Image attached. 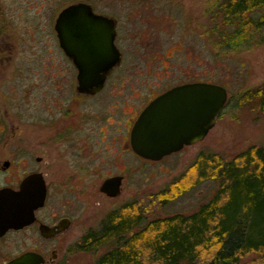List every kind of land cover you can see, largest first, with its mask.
<instances>
[{"label": "flooded vegetation", "instance_id": "1", "mask_svg": "<svg viewBox=\"0 0 264 264\" xmlns=\"http://www.w3.org/2000/svg\"><path fill=\"white\" fill-rule=\"evenodd\" d=\"M140 3L0 0V264L68 260L75 225L68 195L82 192L72 182L121 177L123 190L134 159L157 163L133 149L142 112L175 87L212 83L152 89L149 62L135 60L145 53L136 39L147 34ZM249 15L261 24L264 6ZM102 68L110 70L96 91L103 72L81 79V70ZM102 184L94 193L110 198Z\"/></svg>", "mask_w": 264, "mask_h": 264}, {"label": "rangeland", "instance_id": "2", "mask_svg": "<svg viewBox=\"0 0 264 264\" xmlns=\"http://www.w3.org/2000/svg\"><path fill=\"white\" fill-rule=\"evenodd\" d=\"M224 1L143 0L142 4L141 0L143 21L139 24L147 34L136 39L139 51L145 53L135 55V60L139 56L149 62L146 78L152 89L180 81H209L227 88L228 103L204 141L157 163L134 159L119 197L94 193L96 183L100 193L102 182H72V189L80 187L82 192L68 195L75 225L70 236L71 255L62 264H95L98 254L77 250L78 243L88 231L99 228L109 213L127 204H137L135 209L143 210L149 218H164L190 214L209 201L219 183L198 180L195 163L201 153L229 162L251 147H264L263 94L257 92L252 101L243 102L246 92L254 94L264 87V31H254L249 45L228 48L217 44L211 15ZM240 264H264V260L260 253H251Z\"/></svg>", "mask_w": 264, "mask_h": 264}, {"label": "trees", "instance_id": "3", "mask_svg": "<svg viewBox=\"0 0 264 264\" xmlns=\"http://www.w3.org/2000/svg\"><path fill=\"white\" fill-rule=\"evenodd\" d=\"M260 5L264 0L217 5L211 15L214 41L228 48L249 45L253 32L264 27V20L260 24L249 15ZM257 92L264 101L262 87L246 92L243 102ZM195 168L199 181L219 183L215 195L196 211L149 218L130 203L88 231L77 250L98 254L95 264H240L251 253L264 260V147H251L229 162L201 153Z\"/></svg>", "mask_w": 264, "mask_h": 264}, {"label": "water", "instance_id": "4", "mask_svg": "<svg viewBox=\"0 0 264 264\" xmlns=\"http://www.w3.org/2000/svg\"><path fill=\"white\" fill-rule=\"evenodd\" d=\"M68 13V10L65 12ZM105 60V54H102ZM109 67L121 63L120 53L113 57ZM110 68L100 70L82 69L81 79L98 77L103 72L101 90ZM82 84L88 88L87 83ZM228 102V91L215 83H190L175 87L154 100L140 115L132 132V145L135 153L146 160L160 162L185 146L198 144L206 139L213 130ZM122 178L106 180L101 192L110 198L122 194ZM24 263V258L13 264Z\"/></svg>", "mask_w": 264, "mask_h": 264}]
</instances>
